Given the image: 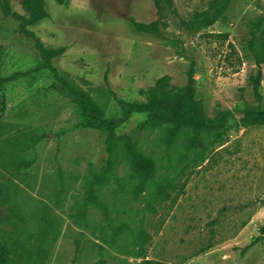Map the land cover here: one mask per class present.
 I'll list each match as a JSON object with an SVG mask.
<instances>
[{"label":"rangeland","instance_id":"1","mask_svg":"<svg viewBox=\"0 0 264 264\" xmlns=\"http://www.w3.org/2000/svg\"><path fill=\"white\" fill-rule=\"evenodd\" d=\"M7 1L24 13L21 0ZM173 1L159 34L130 23L156 19L152 0H44L48 16L28 29L46 47L65 46L52 66L102 117L118 114L116 97L147 103L139 90L165 74L185 85L192 59L206 115L254 102L249 44L260 52L264 0H231L197 33L179 22L211 0ZM1 79L0 264H264V239L250 245L264 223V125L235 114L218 130L160 119L140 131L144 116L132 115L119 129L116 177L94 201L86 190L105 162V133L83 125L90 119L0 11ZM131 136L147 169L127 157Z\"/></svg>","mask_w":264,"mask_h":264},{"label":"trees","instance_id":"2","mask_svg":"<svg viewBox=\"0 0 264 264\" xmlns=\"http://www.w3.org/2000/svg\"><path fill=\"white\" fill-rule=\"evenodd\" d=\"M156 8V19L149 22L137 21L130 18L133 27L142 32L159 34L162 29L168 26L169 14H176V8L173 0H152ZM231 0H211L209 4L195 13L190 19H181L179 24L188 33H197L204 28L213 25L221 20L229 7ZM23 14L13 11L7 0H0V11L4 16H9L17 20L18 32L28 37L36 50L44 68L55 73V76L61 82V88L81 107L82 111L90 119L85 127H96L105 133V150L106 159L99 173L95 175L87 184L88 199L99 201L97 191L100 186L106 184L115 175V167L119 163V142L120 126L125 123L132 115L144 116L143 121L138 124V130L149 131L156 126L160 119L179 120L196 128L205 127L211 130L220 129L235 114L247 115L248 124L264 125V97L260 90V83L263 78L262 65L264 64V29L261 23L264 21V15L258 18L254 23L259 30V47L257 52L253 47V42L249 44V50L252 54L254 69L247 74V84L253 92L254 102H245L241 107L235 109H224L217 111L213 116H208L203 111L202 102L195 97L194 86V66L195 62L190 61L187 70V83L182 86L173 85L171 77L165 74L147 88H141L139 92L146 96L147 103H131L122 98L116 97L119 112L115 116L102 117L99 107L92 98L76 88L70 86L66 79L58 74L51 64V60L60 56L65 51V46L46 47L42 44L28 26L45 19L48 11L45 7L44 0H21ZM2 79L0 80V83ZM127 157L132 164L140 169H147L149 163L147 158L141 153L138 147V141L131 136L127 144ZM177 195L173 198L176 200ZM264 239V223L259 228V234L251 241L254 245ZM248 246H245L243 250ZM37 256L43 262L44 251L40 243L37 245ZM210 247V246H208ZM153 264H170L168 262L154 260Z\"/></svg>","mask_w":264,"mask_h":264}]
</instances>
